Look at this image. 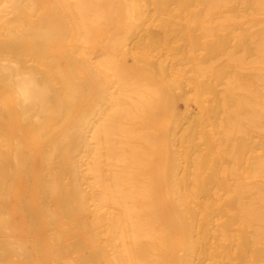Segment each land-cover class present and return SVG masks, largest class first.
<instances>
[{
  "label": "bare ground",
  "instance_id": "1",
  "mask_svg": "<svg viewBox=\"0 0 264 264\" xmlns=\"http://www.w3.org/2000/svg\"><path fill=\"white\" fill-rule=\"evenodd\" d=\"M0 264H264V0H0Z\"/></svg>",
  "mask_w": 264,
  "mask_h": 264
},
{
  "label": "rangeland",
  "instance_id": "2",
  "mask_svg": "<svg viewBox=\"0 0 264 264\" xmlns=\"http://www.w3.org/2000/svg\"><path fill=\"white\" fill-rule=\"evenodd\" d=\"M219 16H220L219 13H216V15H214L215 19H216V20L218 19V20H217V23L220 22V21H219V20H220V19H219ZM226 26H227V25H226ZM218 28H219V30H220V26H217V29H218ZM222 32H223V31H222Z\"/></svg>",
  "mask_w": 264,
  "mask_h": 264
}]
</instances>
